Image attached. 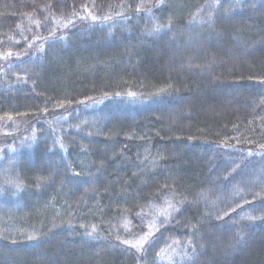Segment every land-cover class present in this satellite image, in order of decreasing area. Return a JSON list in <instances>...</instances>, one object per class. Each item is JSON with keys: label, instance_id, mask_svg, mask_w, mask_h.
Segmentation results:
<instances>
[{"label": "trees", "instance_id": "trees-1", "mask_svg": "<svg viewBox=\"0 0 264 264\" xmlns=\"http://www.w3.org/2000/svg\"><path fill=\"white\" fill-rule=\"evenodd\" d=\"M0 264H264V0H0Z\"/></svg>", "mask_w": 264, "mask_h": 264}, {"label": "snow or ice", "instance_id": "snow-or-ice-1", "mask_svg": "<svg viewBox=\"0 0 264 264\" xmlns=\"http://www.w3.org/2000/svg\"><path fill=\"white\" fill-rule=\"evenodd\" d=\"M171 207V205H169ZM91 235V233H89ZM151 233H148L146 236L142 237L136 244H132L133 247H136L137 250H140V248L143 247L144 243L147 241L148 236H150ZM29 239H34V237H29ZM124 243H129L128 241H124Z\"/></svg>", "mask_w": 264, "mask_h": 264}, {"label": "rangeland", "instance_id": "rangeland-1", "mask_svg": "<svg viewBox=\"0 0 264 264\" xmlns=\"http://www.w3.org/2000/svg\"><path fill=\"white\" fill-rule=\"evenodd\" d=\"M152 223H154V220H152L150 224H152Z\"/></svg>", "mask_w": 264, "mask_h": 264}]
</instances>
